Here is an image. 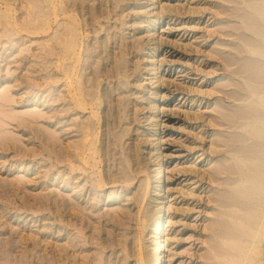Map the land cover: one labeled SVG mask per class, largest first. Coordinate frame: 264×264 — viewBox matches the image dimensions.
<instances>
[{"label": "rangeland", "instance_id": "obj_1", "mask_svg": "<svg viewBox=\"0 0 264 264\" xmlns=\"http://www.w3.org/2000/svg\"><path fill=\"white\" fill-rule=\"evenodd\" d=\"M246 1L0 0V264H148L160 213L165 264H232L216 235L238 188L224 136L248 119L205 113L259 108ZM257 241L249 264H264V223Z\"/></svg>", "mask_w": 264, "mask_h": 264}, {"label": "bare ground", "instance_id": "obj_2", "mask_svg": "<svg viewBox=\"0 0 264 264\" xmlns=\"http://www.w3.org/2000/svg\"><path fill=\"white\" fill-rule=\"evenodd\" d=\"M247 1H246V3H247ZM249 1H252L253 2V3L251 2V4H250L252 6H250V8H248V6H247L246 9H250L248 11H252V12H246V11L245 12H242L240 14V17L239 18H241L240 20L243 22V23L241 22V24H244V26L243 25H240V26L241 27L243 26V28H245V30L248 31V34L250 33L252 35L251 38L245 37L244 38V41L245 42L242 43L243 45L246 44V47L248 46L249 51H250L251 54H249V52H247V50H245L246 48L245 49L242 48V50L244 49L246 51V53H248V55H249L248 58L249 59H247V57H246L247 60H245V59L243 60L242 59L243 58L242 57L243 56L242 54L245 53V52H242L241 56H240V53H239L238 56L243 60L242 64L243 65L246 64V66L244 65L245 67H242V69H245V72H246L245 78L244 77H242V78H244L243 80H246L245 82L247 83V88H248L247 89V93L248 94L245 97H247V100H248V97H250V100L251 101H254L253 98L255 97V102H253V103H256V105L259 108H257V107L256 108H253L251 106L252 108L250 110L238 109V108L237 109L235 108L236 109L235 110L234 107H232L234 109L233 110L231 107H228L227 105L222 104V105H220V109L219 110L217 109V111H216L217 113L216 114H213V113L212 114L211 113H205V115L207 114L206 115V118H208L207 119L208 120V122H207L208 123V126L210 124L212 125L213 123H217L218 125H221L222 127L223 126H227L229 128V130H230V127L232 125H234V123L232 124V121H233L234 118H235V123L237 122L238 119H241L243 117H244L243 118L244 120H245V118L248 119V121L245 120L246 122L244 121V123L242 125H241L242 120H241V122L239 121L241 126H239V125L238 126L240 127V129L242 128V130H244L246 128L245 129V130H247L246 131L247 132L246 135H249V136H246V135L245 136H241L240 134H243V133H240L239 134V131L236 132L237 131L236 130L235 133H238L240 136L234 138V137H232L230 135L229 136H226V134H225L226 132H223L225 134L224 140H225L226 144L231 147V149H229L230 150L229 153L232 150L234 152L233 154H235V156H236V157L234 156L236 158V162L234 161L235 163L233 165H231V166L229 165V167L227 168L229 170L228 171L229 174H235V178L232 177L234 175H232L231 177H229L228 176V173L226 172L227 176L229 177L228 180H230V182L228 184H230V186L232 184H234V186L235 187L237 186L238 188H233L234 187L233 186L232 188L234 190L231 189L232 191H230L229 193H226V194L224 193L222 195V199L221 200H223L225 202L224 204H226V206H228V208H230V212H232V213L230 214L229 213V210H227L226 208L225 209L227 211L224 210L223 212L225 213V211H226L225 214H227V213L230 214V215L227 214L229 216H227V215L226 216H227V218L230 217L232 223H231V221H230L231 224L230 223H224V222H221L220 221L219 222V225L221 226V229L217 231L216 235L220 236L222 238L221 240H223V241L226 240L224 242V246H227V247H223L224 248V250H223L224 251L223 252L224 255H226V256L227 255H229V256L233 255V253H231L230 251H233L234 252V255H237L236 257L233 255L232 258H230V260H226L225 259L226 256L223 257V254H222L221 257H223V260L225 259L226 261H231V259H233L231 261L232 264H249L250 261H248L249 259L247 257V256H249L248 253L251 251L252 245L255 244L256 242H258L257 239L260 236V233H261V230H262V225L264 223V0H249ZM242 2H243V0H242ZM246 3H245V5H246ZM240 5H241V3H240ZM241 6H243V4ZM240 8H243V7H240ZM244 8H245V6H244ZM238 10H241V9H238ZM238 12H240V11H238ZM234 14H235V12H234ZM235 15H237V14H235ZM238 16H239V14H238ZM245 30H243V31H245ZM244 33L245 32H243V34ZM243 34H241V35H243ZM239 35L240 34H238V37H239ZM242 38L240 36V39H242ZM237 40H239V39H237ZM239 42H240V40H239ZM242 42H243V39H242ZM239 48H240V46L238 45V50H239ZM230 52H231V50H230ZM234 53H236V51ZM226 55L223 56V57H226ZM230 56H232V55H230ZM250 56H253L255 58H251L250 59ZM233 58H234V56H233ZM223 59H224V61L226 60V58H223ZM234 59L237 61L239 58H237V59L234 58ZM178 72L180 73V70H178ZM242 75H244V74H242ZM236 85L238 86L237 83H236ZM244 88H246V87H244ZM225 92H227V91H225ZM243 93H244V91H243ZM183 98L184 97L181 96L180 97V100H183ZM238 98L236 100H238ZM186 100H184L183 105L185 104ZM190 101L192 102V104H194L195 102H197L196 99H194V100L192 99ZM201 102H202V100H201ZM244 102H248V101L245 100ZM244 102H242V104ZM249 102L247 103L248 105H249ZM253 103H251V104H253ZM244 104H246V103H244ZM247 104H246V106H247ZM209 106H210V104L207 106V109L205 108V110H209L208 109V108H210ZM214 106H216V104ZM83 108H84V106H83ZM246 108H248V107H246ZM212 110H214V109H212ZM209 111H211V110H209ZM199 113H201V112H199ZM202 113H201V115L203 117L204 116V112H202ZM193 116H194V118L196 117V115H193ZM233 116H234V118H233ZM195 119H197V117ZM195 119H194V122H195ZM203 119H204V117H203ZM201 124L202 125L199 126V127H202V128L204 126L206 127V124H203V123H201ZM236 126L237 125H234V127H236ZM91 127H93V126H91ZM239 127L237 128L238 130H239ZM227 129L225 128V130H227ZM234 134H232V135L235 136L236 134L235 135ZM199 136H200V134L198 135V137ZM213 139H211L209 142H212V143L215 144V142H213ZM234 140L236 141V143L237 142L238 143L240 142V144H238V145L236 143L234 144V142H235ZM220 142H222V141H220ZM92 147H94V146H92ZM193 147L194 146L189 147L191 149L188 151V156L193 155V158H194V155H196L195 159L196 160L198 159V161H201L202 159H204L205 158V157H203V155L205 154L204 150L201 149V151L203 150V152L200 153L199 152V149H194ZM196 147L197 146L195 145V148ZM210 147H213V146L211 145ZM225 151H227V149ZM198 153H200V154H198ZM226 153H228V152H226ZM226 153H225V155H226ZM92 155H93V153H92ZM229 156H231V154ZM227 157H228V155H227ZM217 162H220V161H217ZM228 162H229V160H228ZM214 163H215V161H214ZM212 164H213V162H212ZM212 171H213V169H212ZM155 172H156V174H159L158 176H160L161 175V172H162V168L156 169ZM220 175H223L222 172H221ZM224 175H225V173H224ZM209 177H210V175H209ZM216 177H218V176H216ZM213 178H215V177L213 176ZM218 178H221V177L219 176ZM155 179H157V178H155ZM199 181H200V179H199ZM158 183H159V187H160L161 178L158 179ZM193 188H194V186L192 187V189ZM192 189H190V190H192ZM229 189H230V187H229ZM220 198H221V196H220ZM221 207H223V206H221ZM223 214H222V216H223ZM155 215H157V214H155ZM220 217L221 216L219 215V219H220ZM219 219H218V221H219ZM166 220L167 219L165 218V216H164L163 213H160V215L157 217V219H154L153 220V223H152V225H153L152 232H153V234L155 236V241L153 243L152 249L150 250L151 252H149L148 255H147L148 264H165V262H166V259L167 258L165 259V255H164V246H165L164 243L166 241V239H165L166 236L164 237V233H163V232H165L164 231V228H165V222H166ZM220 220H222V219H220ZM224 221H225V219H224ZM226 221H228V220L226 219ZM221 240H220V242L222 243ZM216 242H217V240H216ZM217 243H219V241ZM220 247H222V245ZM218 252L219 251H217L215 253V255ZM221 253H219V255ZM140 254H141V252H140ZM249 254H251V253H249ZM216 256H218V254ZM83 257L84 256H82V258ZM140 257H139V259H140ZM221 257L219 256L217 258L220 259ZM233 257H235L236 260ZM252 258H253V256H252ZM83 259L86 260V258H83ZM228 259H229V257H228ZM225 260L223 262L222 261H220V262L221 263H224ZM250 260H251V258H250ZM141 262H140V264H141ZM231 262H229V263H231ZM227 263H225V264H227ZM250 263H252V262H250Z\"/></svg>", "mask_w": 264, "mask_h": 264}]
</instances>
